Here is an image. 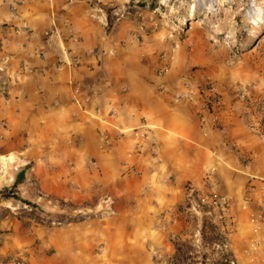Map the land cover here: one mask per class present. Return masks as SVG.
<instances>
[{
	"label": "crops",
	"instance_id": "obj_1",
	"mask_svg": "<svg viewBox=\"0 0 264 264\" xmlns=\"http://www.w3.org/2000/svg\"><path fill=\"white\" fill-rule=\"evenodd\" d=\"M120 7L0 0V150L91 213L56 227L36 264H172L188 184L229 196L237 223L263 205L264 141L230 105L180 97L175 71L152 74L111 21Z\"/></svg>",
	"mask_w": 264,
	"mask_h": 264
},
{
	"label": "rangeland",
	"instance_id": "obj_2",
	"mask_svg": "<svg viewBox=\"0 0 264 264\" xmlns=\"http://www.w3.org/2000/svg\"><path fill=\"white\" fill-rule=\"evenodd\" d=\"M117 1L121 7L111 21L122 24L130 53L139 54L152 74L162 78L175 71L180 97L187 80H211L224 107L230 105L264 141V0ZM159 89H164L162 82ZM30 166L0 150V264L40 263L55 252L48 242L56 227L91 214L85 204L47 193ZM11 192L32 204L6 198ZM188 213L189 232L176 239L172 264H264V250L259 259L248 254L253 238L264 244V231H255L251 214L237 223L231 213L224 231L214 213Z\"/></svg>",
	"mask_w": 264,
	"mask_h": 264
},
{
	"label": "built area",
	"instance_id": "obj_3",
	"mask_svg": "<svg viewBox=\"0 0 264 264\" xmlns=\"http://www.w3.org/2000/svg\"><path fill=\"white\" fill-rule=\"evenodd\" d=\"M197 93L198 97H194L193 94ZM183 96L192 100H197L202 109H205L210 113H219L224 109V98L219 92L217 86L209 81H195L187 80L184 82ZM147 137V134H145ZM209 176L206 179L209 180ZM264 185V180H262ZM207 185V184H205ZM207 191H201L196 189L194 185L188 184V195L186 200V206L189 210H193L197 213H206L219 217L223 223L224 231L229 229L230 222L232 220V201L231 198L225 194L218 192L217 190L207 186ZM256 184L251 183L248 187L245 201L251 200V195L255 191ZM264 202V200H263ZM264 204V203H263ZM214 213V214H213ZM251 220L255 226L256 232L264 231V207L253 211L251 213ZM264 244L253 238L248 246V254L253 260L259 259L264 250ZM264 256V254H263Z\"/></svg>",
	"mask_w": 264,
	"mask_h": 264
},
{
	"label": "trees",
	"instance_id": "obj_4",
	"mask_svg": "<svg viewBox=\"0 0 264 264\" xmlns=\"http://www.w3.org/2000/svg\"><path fill=\"white\" fill-rule=\"evenodd\" d=\"M12 189H13V188H11L10 191H12ZM5 197H6V198L13 197V198H16V199H18V200H22V201H24V202H26V203H28V204H32V202H30L29 200H25V199L21 198V196H19V194H16V192H11V194L9 193V194H7Z\"/></svg>",
	"mask_w": 264,
	"mask_h": 264
}]
</instances>
